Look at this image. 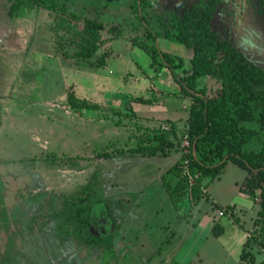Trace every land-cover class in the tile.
Listing matches in <instances>:
<instances>
[{"label":"rangeland","instance_id":"1","mask_svg":"<svg viewBox=\"0 0 264 264\" xmlns=\"http://www.w3.org/2000/svg\"><path fill=\"white\" fill-rule=\"evenodd\" d=\"M56 1V11L25 5L12 13L13 1L0 0V73L11 77L0 78V94L17 88L35 101L32 112L41 111V119H33L24 133L10 126L0 134V264H239L238 231L249 238L259 209L239 191L247 172L229 161L208 187L192 176L181 181L169 170L187 154L190 99L166 94L168 109L182 115L179 128L170 118L153 120L148 107L139 104L158 95L161 76L167 74L166 66L149 67L151 58L142 46L178 34L185 14L208 0H148L145 6L133 0ZM85 19L122 34L90 36ZM261 20L264 0H222L213 26L227 31L240 52L264 67ZM147 27L155 41L147 37ZM89 41L97 49L89 61L82 60ZM100 57L104 64L97 66ZM209 84V78L200 79L198 88ZM71 89L98 108L73 109ZM98 89L114 106L93 100ZM241 125L258 129L255 123ZM163 134L173 143L158 152L166 156H100L157 147L155 137ZM34 135L40 142L32 145ZM259 149L258 144L245 147ZM95 174L102 188L92 201V225L86 230L88 236L106 235L99 244L86 245L63 212L85 195ZM228 206L232 211L220 221L217 209ZM224 223L223 236H214V226L224 229ZM250 249L257 264H264V248L256 241Z\"/></svg>","mask_w":264,"mask_h":264},{"label":"trees","instance_id":"2","mask_svg":"<svg viewBox=\"0 0 264 264\" xmlns=\"http://www.w3.org/2000/svg\"><path fill=\"white\" fill-rule=\"evenodd\" d=\"M12 1V13L25 5L49 11L60 8L56 0ZM133 1L140 6H145L148 2ZM221 1L208 0L193 6L178 23V34L163 36L186 45L192 55L189 59L190 68L186 67L185 59L160 51L156 44L143 45L142 48L150 56L152 67L166 66L173 71L181 87V96L188 97L191 101L187 119L190 151L169 172L177 173L181 181L187 182L191 176L198 183L207 181L206 187L221 178L229 161L247 172L239 191L257 204L259 209L253 224L254 230L245 243L239 264H257L250 248L256 241L264 248V69L249 63L247 57L230 41L222 39L213 30L212 21ZM70 16L74 21L80 20L76 15ZM83 27L85 33L93 37L103 31H110L118 36L122 34V31L109 29L107 24L93 19H85ZM146 32L147 37L155 41V33L148 27ZM130 40L133 44L138 43L137 36H130ZM96 49L89 41L80 52L82 60L89 61L93 58ZM68 55L64 53L65 57ZM103 64L104 57H100L97 66ZM178 69H182L181 74L175 73ZM203 78H209L210 84L208 87L198 88V82ZM68 98L73 109L98 108L87 100L78 99L74 89L69 91ZM145 102L147 101L142 100L139 103ZM244 122L255 123L258 129L243 127L241 124ZM155 139L159 141V145L154 148L139 147L116 153L105 152L100 156L104 159L117 156H166L165 152H158L162 150L163 144L171 146L173 143L164 134ZM252 144H258L260 149L246 151L245 147ZM179 185L183 187V184ZM101 188L95 174L87 185L85 195L73 199L68 210L63 212L68 213L66 223L74 224L76 238L86 245L99 244L104 238L103 235L88 236L86 230L92 225V201ZM231 207L224 209L228 213ZM223 232L220 224H216L212 230L216 237H220Z\"/></svg>","mask_w":264,"mask_h":264},{"label":"crops","instance_id":"3","mask_svg":"<svg viewBox=\"0 0 264 264\" xmlns=\"http://www.w3.org/2000/svg\"><path fill=\"white\" fill-rule=\"evenodd\" d=\"M213 22H214V20L212 21L213 30L222 39L230 41L235 46V48L240 51V49L233 43V39L231 37H229V34H227V31H225V33H223L221 28H219V29L214 28ZM258 22L262 23V25L261 26L259 25V26L263 27V29H264L263 20H261V22L257 21V24H259ZM263 32H264V30H263ZM161 40H162V43H160V41L157 40V41H159V42H157V46L160 49V51L169 53V54L176 56V57H181V58L185 59L186 63L187 62L189 63V59L191 58L192 55H191V51L186 47L185 44L178 42L177 40H169V39H165V38H163ZM170 41H173V42L171 43ZM175 42H177V43L175 44ZM160 45H161V47H160ZM24 48L25 49H24L23 53L26 54L28 47L25 46ZM244 55L247 57L249 63L254 64L256 66H259L262 69H264V67L260 64V62L254 60V58L253 59L249 58V56H247L246 54H244ZM186 66H187V64H186ZM149 67H152V60L149 62ZM187 68H190V67H187ZM163 71L166 72L168 75L163 73L165 75L161 76V77H163V79L160 80V83L158 85V87L160 88V89H158L159 90L158 95L155 96L154 99L152 97H149L146 99L147 102L139 103V104L143 105L144 107L145 106L148 107L147 110L149 113H151V116H153V118H152L153 120L161 121L163 119L168 120L170 118L173 122H175L174 125H176V127L179 128V126L181 124L179 119L182 118V115H179L177 110H175L176 108L170 109V110L168 109V105L170 103V97L166 96V94L172 93L174 95H178L181 91V87H180L179 83L177 82L176 78H174V77L172 78L173 73L171 72V70L168 67L165 68ZM4 76L10 77L9 73L5 74V75L0 73V78H2ZM142 82H143L142 84L144 86H146L147 81L143 80ZM16 89L15 88L11 89V87H8V89L6 90V92H7L6 95L0 94V97H1L0 98V134L7 133V128L10 126H12L13 128H17V132L24 133V128L31 125L33 123V119H34V122H36V119L37 120L41 119V111H40V108L38 106H36V107H38V109L36 108L37 109L36 113L34 111L33 112L31 111V109H33L34 106L31 105L30 103L35 102V101L29 100L28 96H26L22 92H16ZM98 91H100L101 93H98ZM98 91H97L96 95L94 97H92L94 101L96 100V103L99 102L100 104L108 106V107L114 106L112 104V102L109 101L110 98L104 99V97L102 96L104 89H101V90L98 89ZM100 94H102V95H100ZM85 98L89 99L88 94L86 95ZM171 99H172V96H171ZM151 100H157V102L153 103ZM172 100L173 101H179L180 99H179V97L177 98V96H175V98L173 97ZM180 101H182V100H180ZM23 103H27V104H23ZM7 114H13L14 116L9 117V119H8V117L5 116ZM38 126H40L39 122H38ZM34 132H35V130H33V133ZM39 139H40V137H38V136L36 137L34 135L31 138V141L33 143L32 145H34L33 141L40 142ZM28 145H30V144H28ZM33 155H34V153H33ZM33 158H34V156L31 159L33 160ZM224 219L225 218L223 217L222 220H220V221H223ZM225 225L227 226V224L224 223V227H225L224 232L226 229ZM223 234H222V236H223ZM247 235H248L247 233L241 234V232L238 231L237 237L239 236V238L237 240V248L235 251H239V253L242 254L245 243L248 239ZM241 254H240V256H241Z\"/></svg>","mask_w":264,"mask_h":264},{"label":"built area","instance_id":"4","mask_svg":"<svg viewBox=\"0 0 264 264\" xmlns=\"http://www.w3.org/2000/svg\"><path fill=\"white\" fill-rule=\"evenodd\" d=\"M186 140H187V142H188V149H187V153H189V149H190V141H189V137H188V135H186ZM227 215V212L225 211V209L224 208H222V207H220V208H218L217 209V216H218V218H223V217H225Z\"/></svg>","mask_w":264,"mask_h":264},{"label":"water","instance_id":"5","mask_svg":"<svg viewBox=\"0 0 264 264\" xmlns=\"http://www.w3.org/2000/svg\"><path fill=\"white\" fill-rule=\"evenodd\" d=\"M113 230H112V232H114V228H112ZM106 233V232H105ZM105 233H103V235H106Z\"/></svg>","mask_w":264,"mask_h":264}]
</instances>
